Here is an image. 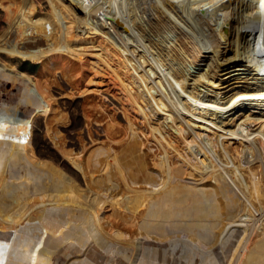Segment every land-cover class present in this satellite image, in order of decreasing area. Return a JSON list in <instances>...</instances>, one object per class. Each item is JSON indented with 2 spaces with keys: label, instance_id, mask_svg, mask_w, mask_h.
<instances>
[{
  "label": "bare ground",
  "instance_id": "bare-ground-1",
  "mask_svg": "<svg viewBox=\"0 0 264 264\" xmlns=\"http://www.w3.org/2000/svg\"><path fill=\"white\" fill-rule=\"evenodd\" d=\"M48 2L0 0V237L74 233L93 264H264V0ZM106 76L125 123L94 99L106 138L68 148L53 84L87 96ZM40 112L87 189L35 154Z\"/></svg>",
  "mask_w": 264,
  "mask_h": 264
},
{
  "label": "rangeland",
  "instance_id": "rangeland-1",
  "mask_svg": "<svg viewBox=\"0 0 264 264\" xmlns=\"http://www.w3.org/2000/svg\"><path fill=\"white\" fill-rule=\"evenodd\" d=\"M35 3L42 12L49 11L48 0H35ZM7 25L6 12L0 6V33L7 28ZM26 60L28 61L25 62ZM2 61L12 62L20 73H26L32 77L40 76L44 68L39 61L35 62L29 58L19 57L11 59L7 55H3ZM235 74L236 71H232L227 76L234 78L236 77ZM238 80L240 81L239 83L243 82L242 79ZM65 85L66 83L61 78L53 84L51 88L53 97L49 99V102L51 104L54 103L55 107L68 112V121L59 124L60 132L68 148L80 151L84 144L91 146V134L97 139L106 138L105 122L102 119L104 112L95 103L94 99L99 100L102 107L105 106L106 109L115 113L121 124L125 123L121 104L123 98L117 94V85L110 76L100 79L98 85H92V90L95 91H91L92 93L87 96L80 95L73 98L67 96ZM221 97L224 100L226 99L227 104L228 97L225 94L221 95ZM88 99L93 100L88 101ZM90 114H95L100 119L91 122L89 125L87 116ZM47 117L45 113L40 112L35 115L32 122L29 134L30 143L35 154L41 160L48 161L59 167L77 185L87 189L88 184L82 171L60 150L48 134ZM150 146H152V151L156 152V145L151 143ZM71 237L73 241H70L66 236L53 238L40 226L23 238L17 237L7 240L0 237V264H93L87 262L83 252L77 248L75 242L77 237H75L74 233H71Z\"/></svg>",
  "mask_w": 264,
  "mask_h": 264
},
{
  "label": "trees",
  "instance_id": "trees-1",
  "mask_svg": "<svg viewBox=\"0 0 264 264\" xmlns=\"http://www.w3.org/2000/svg\"><path fill=\"white\" fill-rule=\"evenodd\" d=\"M28 60H26L25 62H27ZM32 65H33V63H32ZM31 69V68H30Z\"/></svg>",
  "mask_w": 264,
  "mask_h": 264
}]
</instances>
